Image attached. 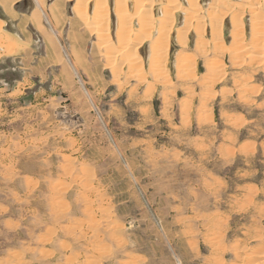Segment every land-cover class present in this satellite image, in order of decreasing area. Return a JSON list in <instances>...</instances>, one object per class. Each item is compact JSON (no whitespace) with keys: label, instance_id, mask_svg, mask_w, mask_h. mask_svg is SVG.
I'll list each match as a JSON object with an SVG mask.
<instances>
[{"label":"rangeland","instance_id":"1","mask_svg":"<svg viewBox=\"0 0 264 264\" xmlns=\"http://www.w3.org/2000/svg\"><path fill=\"white\" fill-rule=\"evenodd\" d=\"M112 1L104 39L115 52L76 0H0V264H258L264 39L252 28L264 0H197L201 51L193 27L185 46L176 38L188 6L178 0L166 84L148 70L151 38L140 75L122 63ZM181 51L195 63L185 79Z\"/></svg>","mask_w":264,"mask_h":264},{"label":"bare ground","instance_id":"2","mask_svg":"<svg viewBox=\"0 0 264 264\" xmlns=\"http://www.w3.org/2000/svg\"><path fill=\"white\" fill-rule=\"evenodd\" d=\"M256 1L257 2H253V3L256 4L262 3L261 0L259 1L256 0ZM90 2L92 4V12H91L92 21L89 19V12H88ZM155 2H158L159 8H158L157 16L152 17V5L155 4ZM185 2L187 3L188 6L187 8L185 7L182 9L184 13V21L180 26L176 28V38L182 46H185L188 37V32L190 28L193 27L197 32L196 47L199 51H201L203 50L202 48H205L204 47L205 39L203 33L206 30L205 29L206 24L204 23L203 20L204 17L199 13L200 7L197 0H185ZM130 5H131L130 13H128L126 9L127 0H113L111 7V11L116 18L115 38H116V44H118V46L120 47L119 52L122 54L121 56L123 57L124 62L122 63L123 64L125 63L128 66L131 74L134 73L133 75H140L143 72L144 60L141 58L139 54L140 49L138 48H140L144 40L151 38L150 52L148 58V70L151 73L152 77L156 80V83L157 81H159L166 84L168 83L169 81L168 77L170 76L169 71L166 67V62L169 53L168 52L169 42L171 39L172 32L174 31L175 21L173 14L174 12H176V10L180 9L181 5L178 0H131ZM73 10L77 18H79L87 26H89L90 29L96 32L99 40H102L104 47H107L108 50L111 48L113 49L115 44L112 43L113 41L111 42L112 40L111 37L108 38L107 40L104 39L109 37L107 32L110 26L111 12L109 8L108 0H76ZM208 14H209L210 34L212 37L211 39H213L212 41L214 42V46L216 50H222L224 48L222 47L224 44H222V37L220 35L221 32L220 26L222 20L220 17L216 16L215 13L209 11ZM240 18H241L240 15L237 13L233 14L231 17L232 44L237 43L242 39V37H240V30L243 31L242 30L243 22ZM134 21L137 26L136 29L137 32L135 31L136 33H134L132 36L131 32L132 31L134 32V30L132 29ZM252 29L254 31L253 35L256 36V38L261 37L264 39V16L261 15V13L258 16H256V21ZM254 40H256L255 37ZM255 58L256 59L259 58L258 60H260L262 57L259 56L258 54L255 56ZM193 60H194L193 57L184 54L182 51L176 55L175 64H176V75L178 78L185 79L186 77H188V75H190L192 69L193 70L195 69V63ZM207 69L209 73L213 72L212 64L207 63ZM263 262H264V255H260L257 263L261 264Z\"/></svg>","mask_w":264,"mask_h":264}]
</instances>
